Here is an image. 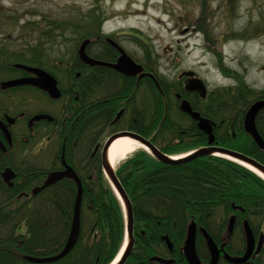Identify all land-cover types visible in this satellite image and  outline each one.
<instances>
[{"label":"trees","instance_id":"1","mask_svg":"<svg viewBox=\"0 0 264 264\" xmlns=\"http://www.w3.org/2000/svg\"><path fill=\"white\" fill-rule=\"evenodd\" d=\"M94 70L96 74L109 73L104 68ZM86 83L83 81L80 89ZM94 83L93 92H102L97 95V103L93 95V125L95 130L103 131L123 107L119 103L124 98L117 96L118 89L104 87L105 81ZM160 89L162 92L147 80L145 104L139 103L134 94L130 96V104L137 111L132 130L168 156L187 154L206 146L205 134L179 111L170 85L160 83ZM177 90L194 111L214 123V145L256 159L264 166V151L257 148L243 129L246 111L254 102L264 101V90L252 89L238 81L233 87L209 93L205 100L195 93L188 95ZM182 120L188 125L187 133L182 131ZM255 126L264 138V109L256 116ZM87 164V172L80 176L86 184L77 243L67 256L50 264H111L123 244L122 206L101 171L100 161ZM16 170L12 188L0 180V264H35L25 257H51L63 249L72 223L76 187L73 181L63 178L33 195L32 191L46 179L44 174L23 167ZM115 173L131 204L132 236L138 247L146 249L145 258L151 256L150 249L161 241V236L179 243L192 222L211 232L231 213L233 204L242 209L240 216L244 221L257 228L264 223V181L226 159L209 156L165 165L140 150L123 161ZM132 255L130 264L137 262Z\"/></svg>","mask_w":264,"mask_h":264},{"label":"rangeland","instance_id":"2","mask_svg":"<svg viewBox=\"0 0 264 264\" xmlns=\"http://www.w3.org/2000/svg\"><path fill=\"white\" fill-rule=\"evenodd\" d=\"M115 34L129 57L171 89L185 74L208 94L238 81L264 90V0H0V52L65 61L86 40L91 56L106 54L98 41ZM57 149L54 140L36 159L50 160ZM23 150L20 158L35 159Z\"/></svg>","mask_w":264,"mask_h":264},{"label":"flooded vegetation","instance_id":"3","mask_svg":"<svg viewBox=\"0 0 264 264\" xmlns=\"http://www.w3.org/2000/svg\"><path fill=\"white\" fill-rule=\"evenodd\" d=\"M117 35L105 36L104 41H98L100 43L99 47L107 50L106 54L94 53L91 56L87 52L91 43L86 47V54L94 60L116 64L121 53L107 39H110L122 50L116 43ZM77 52L78 50L76 56L65 61H52L43 57L33 59L32 51L31 53L21 51L19 54L0 52V173L11 170L15 174L14 179L11 181L12 187L14 186L18 167L37 170L38 173L35 174H44L47 179L52 173L65 170V166L61 163L63 156L66 165L75 172L80 180L83 194L86 182L82 181L80 176L82 173L84 175L87 172L89 165L87 163L97 159L101 160L103 147L109 137L122 132H133L143 137L140 133L133 131L131 127V123L134 124L137 121L135 116L137 111L133 110L130 104V96L134 94L137 98L145 93L147 80H150L158 90L157 83L160 86V81L157 75L131 57L136 64L143 67V73L146 76L141 78H139V75L128 77L108 67H91L78 57ZM22 67L38 69L49 74L56 81L59 96L52 98L47 92L31 84L10 86L9 83L16 80L36 78L34 73ZM94 68L108 69L109 73L96 74ZM191 77L185 74L180 75L177 80L178 85L181 86L180 91H184V84ZM78 80H81V82L78 83ZM83 81L88 83L80 89ZM93 81L94 84L98 81H105L104 87L110 90L118 89L117 96L120 95L121 99L124 98L119 103V105L123 104V107L118 109L113 118L114 120L120 113L118 120L112 121L103 131L95 130L93 125V119L95 118L93 115V95L94 103H97L99 99L97 95L102 92L101 90H94L93 92ZM88 85V89L84 90ZM171 93L178 103L184 99L182 94L176 90L171 89ZM185 94L191 95L193 93ZM36 95H38L37 99L35 98ZM53 103H56V106ZM41 115L49 116L50 119L36 120V117ZM140 125L143 124L140 123ZM182 128V131L187 133L185 129L188 128V125ZM54 140L58 144L54 156L51 155L50 160H47L45 156L41 160L36 159L40 155L39 153L44 154L46 152ZM23 148H26L30 152L29 155L35 159L20 158L19 152L24 151ZM253 160L261 164L256 159ZM261 165L263 166V164ZM0 180L5 185L1 176ZM92 180L93 169L91 167V183ZM73 183L75 184L74 181ZM75 187L77 192L76 184ZM230 209L231 213H228L222 224L212 229L211 232L194 223V250L198 260L201 264H210L212 261V252L202 233L204 231L216 246L217 259L215 264H264V223L259 224L257 228L255 224H250L242 219L240 216L242 209L239 206L233 204ZM231 218H233V223L229 229ZM244 223H247L251 229L253 247L248 257L242 262L247 247ZM185 239L186 236L178 243L175 239L161 236L160 240L162 242L160 241L155 247H152L150 249L152 251L150 252L151 256L145 258L148 256L146 249L138 247L133 238L132 248L124 264H130L129 260L132 258V254L137 258V262L131 264H189L183 252ZM259 244L260 248L257 251ZM154 258L165 262L155 261Z\"/></svg>","mask_w":264,"mask_h":264},{"label":"water","instance_id":"4","mask_svg":"<svg viewBox=\"0 0 264 264\" xmlns=\"http://www.w3.org/2000/svg\"><path fill=\"white\" fill-rule=\"evenodd\" d=\"M116 49L119 50L121 53V56L119 57L116 64H108L105 62H101L98 60H94L90 58L86 53L85 49L88 45V40L84 41L79 49H78V57L87 65L94 67V66H100V67H108L113 69L114 71L128 76V77H136L139 75V78L142 76H145L146 74L142 73L143 69L140 65L135 64L121 49L118 48L117 45H115L113 42L108 40ZM21 67V66H19ZM25 68V67H22ZM29 70L30 72L34 73L36 75V78L30 79V80H16L13 82H10V86H18L21 84H31L39 89L44 90L47 92L52 98H57L59 96V93L56 88V81L46 72H43L38 69L33 68H25ZM155 81V80H154ZM156 82V81H155ZM184 90L186 92H195L197 93L201 99H205L206 97V87L204 83L197 78L189 79L186 83ZM264 109V101H257L254 102L245 113L244 119H243V129L247 135L251 137V139L256 143L257 147L259 149H264V140L259 136L257 133V130L255 128V118L257 114ZM179 110L188 115L193 121L196 123V127L199 131H201L203 134L207 137V146L202 147L200 149H197L194 151L191 155L186 156L184 158L175 160L173 157H169L163 153H161L158 149H156L148 140L145 138L133 133V132H122L117 133L106 141L102 155H101V167L102 172L107 178L109 184L115 191V194L118 198V200L121 203L123 212H124V218H125V232H126V244L124 245V251L121 254V257L117 264H124L131 248L133 245L132 240V231H133V213L131 209L130 201L125 194V191L123 187L121 186L119 180L117 179L115 175L114 169L111 167L107 160V153L110 145L119 138H129L140 145H142L144 148L147 149V151L160 163H163L165 165H177V164H183L198 158L202 157H209V156H218L222 158H226L230 161H233L235 163H238L239 165H242L246 168H251L252 170L256 171L257 173L261 174L264 177V166L256 162L255 160L244 156L240 153L233 152L227 149H223L217 146H214V136H213V126L214 123L211 122L209 119L201 117V115L198 112L193 111L190 104L186 100H182L179 104ZM120 116V113L116 116L114 122L118 120ZM47 119L48 116H37L36 120L38 119ZM50 119V118H49ZM61 163L65 166V170L63 172H56L52 173L47 177V179L43 182L42 186L39 188H36L32 191V194H36L47 187L53 185L57 181L61 180L62 178H69L73 180L77 186V195L74 201V207H73V217H72V223L70 227V232L67 238V241L63 247V249L56 255L46 258H35V257H25V260L31 263L35 264H50L56 261H59L63 259L65 256H67L74 246L77 243L78 237H79V231H80V207H81V197H82V187L79 179L77 178L74 171L68 167L64 159L62 157ZM250 170V169H249ZM251 170V171H252ZM253 171V172H254ZM255 173V172H254ZM256 173V174H257ZM258 175V174H257ZM3 181L9 186L12 187L11 180L14 179L15 175L11 170H5L3 173L0 174ZM233 218L230 219L229 222V229L232 227ZM244 232L246 236V252L241 260L242 262L248 257L250 252L252 251L253 247V236L251 229L249 228L247 223H244ZM203 235L206 238V241L208 243V247L210 251L212 252V261L210 264H215L217 259V249L216 246L213 244L212 240L207 236V234L203 231ZM194 236H195V224L190 223L187 228V234L186 239L184 243L183 252L185 254V258L189 264H201L198 260L195 250H194ZM260 248V244L258 245L257 251ZM153 260L159 261V262H165L164 260L154 258Z\"/></svg>","mask_w":264,"mask_h":264},{"label":"bare ground","instance_id":"5","mask_svg":"<svg viewBox=\"0 0 264 264\" xmlns=\"http://www.w3.org/2000/svg\"><path fill=\"white\" fill-rule=\"evenodd\" d=\"M137 150H146V148H144L142 145H140L139 143L129 139V138H119L117 140H115L109 147L108 149V153H107V160L109 162V164L111 165V167L114 169L121 161H125L127 157H129L130 155H132L133 153H135ZM248 169L252 170L251 168L248 167ZM254 171V170H252ZM255 173H257L256 171H254ZM258 176H260L262 179H264V177L257 173ZM124 247L121 249V252L115 257L114 261L112 264H117Z\"/></svg>","mask_w":264,"mask_h":264}]
</instances>
